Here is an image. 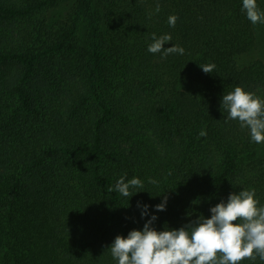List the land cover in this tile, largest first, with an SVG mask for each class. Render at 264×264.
<instances>
[{
    "label": "trees",
    "instance_id": "trees-1",
    "mask_svg": "<svg viewBox=\"0 0 264 264\" xmlns=\"http://www.w3.org/2000/svg\"><path fill=\"white\" fill-rule=\"evenodd\" d=\"M242 7L0 0V264H117L107 248L152 215L178 229L243 189L264 206V142L221 109L237 86L264 102V60H243L264 24ZM153 33L185 53H149ZM122 176L143 192H109Z\"/></svg>",
    "mask_w": 264,
    "mask_h": 264
},
{
    "label": "clouds",
    "instance_id": "clouds-1",
    "mask_svg": "<svg viewBox=\"0 0 264 264\" xmlns=\"http://www.w3.org/2000/svg\"><path fill=\"white\" fill-rule=\"evenodd\" d=\"M242 11L253 24H264V11L257 6V0H242ZM157 3L155 12H160ZM151 15V14H150ZM177 16H169L168 24L175 27ZM148 52L161 54L167 58L173 54L183 55L185 49L179 45L165 48L172 41L170 34H152ZM206 74L213 73L214 64L199 65ZM221 109L227 111L228 120H239L241 128L250 130L255 143L264 142V102L254 93L237 86L233 91L224 93ZM200 136H206L205 131ZM149 183L158 182L149 178ZM144 183L138 177L127 179L122 176L109 192L119 193L122 197H132L143 189ZM255 190L243 189L231 193L227 201L211 207V217L200 215L198 219L178 229L163 231L153 227L158 219L152 215L142 230H131L127 237L117 235L107 248L117 264H240L242 260L253 259L254 253L264 261V206L257 207ZM168 197L155 205L156 211H165ZM142 217L148 216L149 205L138 202ZM237 221H241L237 223ZM219 254V256H218Z\"/></svg>",
    "mask_w": 264,
    "mask_h": 264
},
{
    "label": "rangeland",
    "instance_id": "rangeland-1",
    "mask_svg": "<svg viewBox=\"0 0 264 264\" xmlns=\"http://www.w3.org/2000/svg\"><path fill=\"white\" fill-rule=\"evenodd\" d=\"M257 59L264 60V35L262 34L258 40L257 47L246 53L243 57V60L248 63L254 62Z\"/></svg>",
    "mask_w": 264,
    "mask_h": 264
}]
</instances>
